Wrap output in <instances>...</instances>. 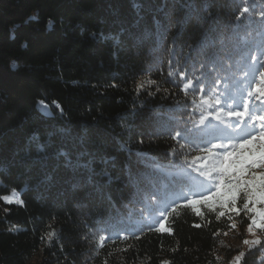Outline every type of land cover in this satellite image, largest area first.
I'll return each mask as SVG.
<instances>
[{
    "label": "trees",
    "instance_id": "16d2710c",
    "mask_svg": "<svg viewBox=\"0 0 264 264\" xmlns=\"http://www.w3.org/2000/svg\"><path fill=\"white\" fill-rule=\"evenodd\" d=\"M184 3L0 0V196L15 188L25 201L19 206L0 200V264H32L36 258V264H103L106 257L108 264H219V254L231 251L225 249L227 235L246 227L239 217L229 231L226 218L217 221L206 212L208 224L185 210L175 224H166L174 228L169 235L147 232L146 225L157 221L149 202L143 205L147 213L131 217L124 207L135 189L154 191L163 209L187 188L177 175L183 160L168 154L172 142L162 125L190 108L176 113L177 97L163 90L137 94L136 84L151 78L176 91L168 59L193 71L213 51L211 45L202 48L207 37L221 61L231 63L239 87L248 57L264 48V22L256 14L264 0H192L195 10ZM242 6L252 15L236 20ZM169 13L172 28L166 31ZM186 15L191 20L170 53L177 21ZM187 44L195 48L190 52ZM197 223L203 226L193 227ZM101 228L145 234L98 248L94 236ZM51 229L56 235L49 242L45 233ZM216 231L221 235L213 236ZM128 244V251H117ZM262 252L254 249L242 264H264Z\"/></svg>",
    "mask_w": 264,
    "mask_h": 264
},
{
    "label": "snow or ice",
    "instance_id": "6c2138e0",
    "mask_svg": "<svg viewBox=\"0 0 264 264\" xmlns=\"http://www.w3.org/2000/svg\"><path fill=\"white\" fill-rule=\"evenodd\" d=\"M242 4L246 5L247 0H242ZM182 7L195 10L192 0H185ZM256 14L264 22V10ZM208 15L211 16V13ZM246 15L251 16L252 10L248 6H242L235 19L240 20ZM168 20L166 31L172 28L170 13ZM190 20L191 16L186 15L183 20L177 21L176 36L168 46L170 53L178 46L184 25ZM51 23L50 20L49 25ZM211 31L214 30H206L209 34ZM206 40L202 48L211 45L213 51L206 54L193 71H189L187 67L181 68L178 63L174 65L173 60L168 59L167 76L174 78L172 83L176 91L162 89L160 83L151 78L139 81L135 86L137 94L147 91L148 95H155L163 90L164 93L177 97L174 102L176 113L190 108L186 116L171 115L168 117L169 123L162 125L172 142L168 154L174 159L183 160V166H177V175L187 188L182 189L183 194L171 204L157 209V221L154 225H146V230L172 235L174 228L166 224H175V218L185 210L195 217L204 218L208 224L211 221L207 220L206 212L214 213L217 221L226 218L229 231L237 228L236 218L239 217L241 223L246 222V231L252 238L243 239L247 250H239L229 264H242L248 253L264 248V238L257 235V230L264 232V48L248 57V66L242 70L243 80L237 87L232 79L231 63L228 60L221 61L214 48V41L207 37ZM179 46L185 47L184 44ZM186 47L190 52L195 48L192 44H187ZM224 51L230 53L229 49ZM109 86L118 87L115 83ZM153 86L155 92L148 91ZM181 96L182 99L179 98ZM38 103L47 109L43 100ZM56 107L59 108V105L56 104ZM60 111L62 113L63 109ZM197 113L199 118L193 119V115ZM139 143L142 144L143 140ZM174 159L169 162L174 163ZM105 175L110 178V174ZM0 200L8 205L25 206V201L15 188L11 189L10 194L0 196ZM147 202L160 201L154 191L135 189L130 192L124 205L128 209L127 216L131 217L134 212L144 213L143 205ZM4 212L8 214L9 209L4 208ZM202 226L199 223L193 225L197 229ZM48 227L51 228V225ZM14 230L15 226L10 229ZM144 234L143 229L140 235H136L135 231L126 233L125 230H118L111 233L107 228H101L100 234L94 236V239L98 248H104L106 242L139 240ZM227 234L223 232V235ZM55 235V229L45 233L49 242ZM212 235L219 236L221 232L216 231ZM44 238L41 237L42 240ZM132 247V244H128L126 248L117 251L126 252ZM171 251L174 253L177 249L172 248ZM112 255V252L108 253L109 257ZM258 259L264 261V252ZM103 264H108L107 257ZM159 264H173V261L161 259Z\"/></svg>",
    "mask_w": 264,
    "mask_h": 264
},
{
    "label": "rangeland",
    "instance_id": "374dc122",
    "mask_svg": "<svg viewBox=\"0 0 264 264\" xmlns=\"http://www.w3.org/2000/svg\"><path fill=\"white\" fill-rule=\"evenodd\" d=\"M196 115H199V114L197 113ZM149 203L151 204L153 211H157V209L159 208V206L157 207V203H151V202ZM147 212H148L147 207L144 206V213H147ZM257 235L263 238L264 232L257 230ZM245 238H249V239L252 238L251 235L247 233L246 227L244 228V230L237 229L233 231L232 233H229V235H227L226 237V243H225L226 248L225 249L226 251L227 250H231V251L230 252L223 251L221 254H219V259H218L219 264H229L232 257L237 255L239 250H247V246L243 244V239ZM37 260L38 258H36L35 261L33 260L32 264H36Z\"/></svg>",
    "mask_w": 264,
    "mask_h": 264
}]
</instances>
